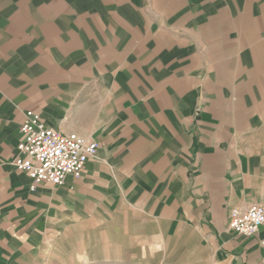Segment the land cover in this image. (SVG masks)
<instances>
[{
	"label": "crops",
	"instance_id": "obj_1",
	"mask_svg": "<svg viewBox=\"0 0 264 264\" xmlns=\"http://www.w3.org/2000/svg\"><path fill=\"white\" fill-rule=\"evenodd\" d=\"M27 110L99 143L81 178L32 189ZM263 130L264 0H0V264H62L114 229L256 264L264 226L229 219L264 205Z\"/></svg>",
	"mask_w": 264,
	"mask_h": 264
},
{
	"label": "built area",
	"instance_id": "obj_2",
	"mask_svg": "<svg viewBox=\"0 0 264 264\" xmlns=\"http://www.w3.org/2000/svg\"><path fill=\"white\" fill-rule=\"evenodd\" d=\"M20 132L22 137L13 164L30 176L33 190L43 182L63 185L69 176L81 178L87 162L98 155L97 141L48 127L34 110L25 112ZM263 226V204L232 208L229 227L237 234L252 237Z\"/></svg>",
	"mask_w": 264,
	"mask_h": 264
},
{
	"label": "rangeland",
	"instance_id": "obj_3",
	"mask_svg": "<svg viewBox=\"0 0 264 264\" xmlns=\"http://www.w3.org/2000/svg\"><path fill=\"white\" fill-rule=\"evenodd\" d=\"M260 136L264 138V130L260 132ZM141 228L142 231H147L145 226L141 225ZM109 236L113 241L107 248H93L91 252L84 248V241L79 240L68 257L62 259V264H208L210 261L206 258H196L194 242L181 244L171 239L167 242L163 239L155 242L152 240L154 238L142 234L137 237L141 238V241H133V236L126 235L124 243H117L116 239L119 237L116 235V229ZM92 237L106 238L105 235L97 233ZM250 263L253 264L252 261ZM256 264H264V256Z\"/></svg>",
	"mask_w": 264,
	"mask_h": 264
}]
</instances>
